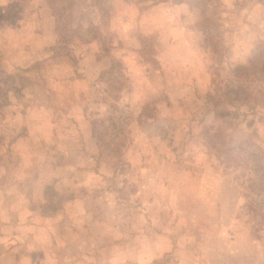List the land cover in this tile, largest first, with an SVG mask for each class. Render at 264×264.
<instances>
[{
    "label": "rangeland",
    "instance_id": "374dc122",
    "mask_svg": "<svg viewBox=\"0 0 264 264\" xmlns=\"http://www.w3.org/2000/svg\"><path fill=\"white\" fill-rule=\"evenodd\" d=\"M251 151L264 0H0V264H264Z\"/></svg>",
    "mask_w": 264,
    "mask_h": 264
},
{
    "label": "trees",
    "instance_id": "16d2710c",
    "mask_svg": "<svg viewBox=\"0 0 264 264\" xmlns=\"http://www.w3.org/2000/svg\"><path fill=\"white\" fill-rule=\"evenodd\" d=\"M63 2H65V1H63ZM216 149H218V148H216ZM248 155L250 157H252V158L248 159L247 161H246V159H247L246 157L243 158L246 162H242V164L243 163H246V164H244V166L245 165L246 166H249L250 165L252 167L250 171L253 174V176L257 178V182H264V169L262 168V163L260 161L259 156L257 154H254L253 151L249 152ZM239 161H240V159H239ZM252 180H253V178L250 179L248 177H245L244 178V181L241 183V186L243 187V189H246L247 190L246 191V194H245L246 197H250L249 194H248V192H251V191L254 190V186L255 185H254V182H252ZM262 192L264 194V189H263ZM249 208L251 210H253L252 212L255 211V209L252 206H250V205H249Z\"/></svg>",
    "mask_w": 264,
    "mask_h": 264
},
{
    "label": "crops",
    "instance_id": "0c3cea01",
    "mask_svg": "<svg viewBox=\"0 0 264 264\" xmlns=\"http://www.w3.org/2000/svg\"><path fill=\"white\" fill-rule=\"evenodd\" d=\"M13 0H11V2H12ZM6 2V1H5ZM26 34V33H25ZM24 36V35H23ZM24 38H26V37H24ZM28 42H29V40H28V38L26 39V41H25V44H28ZM25 44H24V49H25Z\"/></svg>",
    "mask_w": 264,
    "mask_h": 264
}]
</instances>
